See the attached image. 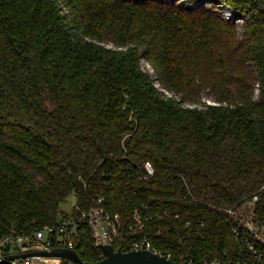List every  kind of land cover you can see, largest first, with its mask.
<instances>
[{
    "label": "trees",
    "instance_id": "obj_1",
    "mask_svg": "<svg viewBox=\"0 0 264 264\" xmlns=\"http://www.w3.org/2000/svg\"><path fill=\"white\" fill-rule=\"evenodd\" d=\"M59 1L0 0V238L76 221L66 241L99 262L79 219L102 198L125 233L154 212L137 236L176 264L243 260L227 209L264 199V0ZM142 54L220 104L166 98Z\"/></svg>",
    "mask_w": 264,
    "mask_h": 264
},
{
    "label": "built area",
    "instance_id": "obj_2",
    "mask_svg": "<svg viewBox=\"0 0 264 264\" xmlns=\"http://www.w3.org/2000/svg\"><path fill=\"white\" fill-rule=\"evenodd\" d=\"M226 14L227 17L231 15L229 12ZM101 44L104 45L105 43L102 42ZM107 47L112 49H126L125 47H117L113 43ZM143 68L149 71L155 79L156 87L166 98L175 100L184 108L202 109L204 108V103L211 105L220 104L207 98H204L202 102L198 103L185 100L181 97L182 95L170 91L163 85L157 78L158 75L149 61H147V64H145ZM145 168L150 176L154 174L155 169L151 162L147 161L145 163ZM227 213L233 221V234L242 243L241 248L243 255V260L232 261L231 264H264V199L261 197L260 193L245 198L239 206L227 209ZM155 215L154 212L148 209L145 214L137 210L134 214L136 227L130 228L131 230L125 233L120 214L109 211L103 205V199L100 198L97 200L96 204L82 212L79 222L89 227L94 238L95 246L102 251V256L106 257L103 246L108 244H112L114 247L115 244H121L130 248V251L151 250L160 253L155 249L147 236H137V234L144 230L146 221L151 220ZM78 225L76 221H64L57 225H47L32 234L0 238V263L39 264L40 260H44L46 264H58V261H54V259L59 260L58 258L44 256H30L8 260L6 250L9 248V255H13L47 251L51 248L60 247L74 249V242L72 239L66 241V236L68 233L75 232ZM130 233H134V235L129 236ZM60 241H64L67 246L56 244V242L59 243ZM63 261L64 260L61 261V264H63ZM188 263L193 264L192 261ZM218 263H220V261L215 260L212 264Z\"/></svg>",
    "mask_w": 264,
    "mask_h": 264
},
{
    "label": "water",
    "instance_id": "obj_3",
    "mask_svg": "<svg viewBox=\"0 0 264 264\" xmlns=\"http://www.w3.org/2000/svg\"><path fill=\"white\" fill-rule=\"evenodd\" d=\"M103 251L106 254V257L103 260L94 263L82 260L75 249L65 247L51 248L47 251H39L26 254L7 255V259L13 260L30 256H44L58 258V264H61L62 260L70 261L75 264H176L170 258L151 250H133L126 252L123 251L122 248L116 249L114 245L108 244L103 246ZM181 264L189 263L185 261ZM218 264L227 263L220 262Z\"/></svg>",
    "mask_w": 264,
    "mask_h": 264
},
{
    "label": "rangeland",
    "instance_id": "obj_4",
    "mask_svg": "<svg viewBox=\"0 0 264 264\" xmlns=\"http://www.w3.org/2000/svg\"><path fill=\"white\" fill-rule=\"evenodd\" d=\"M61 1V0H60ZM59 1V5H60V7L62 6V9H64V6H63V4L61 3ZM205 1H201L200 3L201 4H205L204 3ZM196 3V2H195ZM66 12H68V10L67 9H65V12H61V14H65ZM225 14H226V11H225ZM241 23H243V21H241ZM104 43L108 46V45H112V43L115 45V43L114 42H112V41H109V40H106V41H104ZM104 44V45H105ZM105 45V46H106ZM106 46V47H107ZM116 46V45H115ZM140 61H141V66H144L145 64H147V61H149V59L146 57V56H144L143 54H142V57L140 58ZM150 67V66H149ZM206 92H208V90L207 89H205V90H203L202 91V93H201V95L202 96H205V93ZM257 92V91H256ZM182 98H183V96H181ZM184 99V98H183ZM76 204H77V197H76V195L75 194H72L66 201H64L62 204H61V209H62V211H63V215L64 216H66V218L67 217H70L71 216V214H72V212H73V209H74V207L76 206ZM54 261H58V260H55L54 259ZM39 264H46L45 262H44V260H40V262H39Z\"/></svg>",
    "mask_w": 264,
    "mask_h": 264
}]
</instances>
